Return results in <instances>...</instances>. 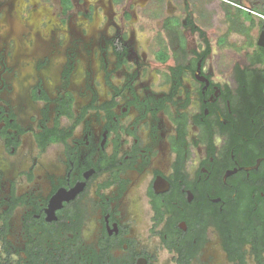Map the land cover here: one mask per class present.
I'll list each match as a JSON object with an SVG mask.
<instances>
[{"label": "flooded vegetation", "instance_id": "af4514ba", "mask_svg": "<svg viewBox=\"0 0 264 264\" xmlns=\"http://www.w3.org/2000/svg\"><path fill=\"white\" fill-rule=\"evenodd\" d=\"M262 0H0V264H264Z\"/></svg>", "mask_w": 264, "mask_h": 264}, {"label": "trees", "instance_id": "16d2710c", "mask_svg": "<svg viewBox=\"0 0 264 264\" xmlns=\"http://www.w3.org/2000/svg\"><path fill=\"white\" fill-rule=\"evenodd\" d=\"M259 13L264 16V0H262V6ZM262 25L264 26V19L261 18ZM261 59L259 61V67L244 74L243 83L246 84V92L248 93L249 101L251 102V108H253V116H255L258 122L263 126L264 120V48H260Z\"/></svg>", "mask_w": 264, "mask_h": 264}, {"label": "water", "instance_id": "95a60500", "mask_svg": "<svg viewBox=\"0 0 264 264\" xmlns=\"http://www.w3.org/2000/svg\"><path fill=\"white\" fill-rule=\"evenodd\" d=\"M258 45L262 48H264V28L262 29L259 41H258Z\"/></svg>", "mask_w": 264, "mask_h": 264}, {"label": "built area", "instance_id": "2783aa9c", "mask_svg": "<svg viewBox=\"0 0 264 264\" xmlns=\"http://www.w3.org/2000/svg\"><path fill=\"white\" fill-rule=\"evenodd\" d=\"M262 18L264 19V16L262 15Z\"/></svg>", "mask_w": 264, "mask_h": 264}]
</instances>
